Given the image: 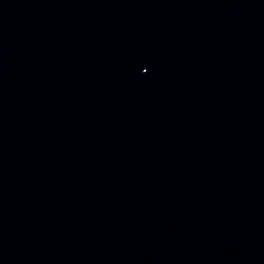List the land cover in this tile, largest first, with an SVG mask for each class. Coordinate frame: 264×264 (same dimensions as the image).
Wrapping results in <instances>:
<instances>
[{"label":"water","instance_id":"water-1","mask_svg":"<svg viewBox=\"0 0 264 264\" xmlns=\"http://www.w3.org/2000/svg\"><path fill=\"white\" fill-rule=\"evenodd\" d=\"M0 264H264V0H0Z\"/></svg>","mask_w":264,"mask_h":264}]
</instances>
